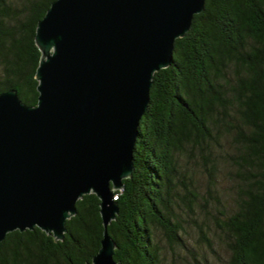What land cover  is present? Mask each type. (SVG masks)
<instances>
[{
    "label": "trees",
    "instance_id": "1",
    "mask_svg": "<svg viewBox=\"0 0 264 264\" xmlns=\"http://www.w3.org/2000/svg\"><path fill=\"white\" fill-rule=\"evenodd\" d=\"M53 1L0 0V93L16 89L29 105L39 96L36 29ZM134 166L115 191L109 232L117 261L162 264L156 228L185 245L175 209L183 201L198 226L217 223L231 264H264V0H207L195 15L171 65L155 73ZM198 172L207 174L205 186ZM66 225L63 240L39 227L9 232L0 264L91 261L104 234L98 196L80 199Z\"/></svg>",
    "mask_w": 264,
    "mask_h": 264
},
{
    "label": "water",
    "instance_id": "2",
    "mask_svg": "<svg viewBox=\"0 0 264 264\" xmlns=\"http://www.w3.org/2000/svg\"><path fill=\"white\" fill-rule=\"evenodd\" d=\"M207 0H54L38 22V102L0 93V242L39 227L57 240L94 193L104 224L86 264H122L109 232L134 172L155 73Z\"/></svg>",
    "mask_w": 264,
    "mask_h": 264
},
{
    "label": "rangeland",
    "instance_id": "3",
    "mask_svg": "<svg viewBox=\"0 0 264 264\" xmlns=\"http://www.w3.org/2000/svg\"><path fill=\"white\" fill-rule=\"evenodd\" d=\"M184 169L186 170V168H180L183 174ZM198 173L201 175H196V181L205 186L207 182L206 177L208 178L207 174L205 176L202 172ZM218 178L219 185L223 187L230 185L229 180L223 173H220ZM182 180L189 182L190 179L183 176ZM175 209L181 213L179 217L183 225L182 239L185 245H173L169 239L170 236L167 235L165 230L156 228V240L161 252L162 264H231L230 251L214 235V233L220 230L215 221H210L209 226H198L191 220V214L187 211L183 201L179 205H176ZM200 229L203 230L205 236L211 239L210 242L202 236L203 234Z\"/></svg>",
    "mask_w": 264,
    "mask_h": 264
}]
</instances>
